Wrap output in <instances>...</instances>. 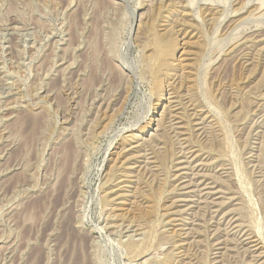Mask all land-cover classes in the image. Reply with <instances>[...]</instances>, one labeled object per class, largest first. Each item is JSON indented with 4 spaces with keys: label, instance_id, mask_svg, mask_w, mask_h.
<instances>
[{
    "label": "rangeland",
    "instance_id": "1",
    "mask_svg": "<svg viewBox=\"0 0 264 264\" xmlns=\"http://www.w3.org/2000/svg\"><path fill=\"white\" fill-rule=\"evenodd\" d=\"M263 8L0 0V264H264Z\"/></svg>",
    "mask_w": 264,
    "mask_h": 264
},
{
    "label": "bare ground",
    "instance_id": "2",
    "mask_svg": "<svg viewBox=\"0 0 264 264\" xmlns=\"http://www.w3.org/2000/svg\"><path fill=\"white\" fill-rule=\"evenodd\" d=\"M220 1V0H219ZM226 1V0H225ZM191 2V1H190ZM208 2V1H207ZM214 2V1H213ZM257 2H259V1H257ZM191 4V3H190ZM222 4V3H221ZM261 4H262V1H261ZM187 5V4H186ZM185 5V6H186ZM238 6V5H237ZM183 7V6H182ZM262 7H263V5H262ZM208 8V7H207ZM259 9H260V7H259ZM264 9V8H263ZM201 10V9H200ZM250 10V9H249ZM235 11V10H234ZM256 11V10H255ZM207 12V11H206ZM221 12V11H220ZM257 12V11H256ZM198 13V12H197ZM258 13V12H257ZM252 15V14H251ZM254 15V14H253ZM262 15V14H261ZM135 16H136V10H134L133 11V17L135 18ZM255 16V15H254ZM258 16H260V15H258ZM221 17V16H220ZM232 18V17H231ZM199 19V18H198ZM243 26V25H242ZM233 28V27H232ZM234 32V31H233ZM216 34V33H215ZM214 35V34H213ZM242 36V35H241ZM239 37V36H238ZM237 37V38H238ZM231 41V40H230ZM233 41V40H232ZM231 43V42H230ZM130 44V43H129ZM1 45V44H0ZM10 105V104H9ZM201 119V118H200ZM192 120V119H191ZM174 121V120H173ZM195 121V120H194ZM150 122V121H149ZM137 123V122H136ZM137 138V137H136ZM142 140V139H141ZM139 141V139H137L135 142H138ZM132 143V142H131ZM141 144V143H140ZM112 146V145H111ZM134 146V145H133ZM128 147V146H127ZM134 147H136V146H134ZM133 147V148H134ZM137 148V147H136ZM130 150V149H129ZM132 154V153H131ZM130 159V158H129ZM139 159V158H138ZM151 160V159H150ZM145 161V160H144ZM184 161V160H183ZM128 165V164H127ZM135 165V164H134ZM175 166V165H174ZM136 173V172H135ZM177 173V172H176ZM160 174V173H159ZM141 176V175H140ZM125 177V176H124ZM135 177V176H134ZM160 177V176H159ZM118 180V179H117ZM131 180V179H130ZM160 181V180H159ZM184 188H185V186H184ZM209 190V189H208ZM144 191V190H143ZM190 191V190H189ZM191 195V194H190ZM198 195V194H197ZM109 198V197H108ZM196 198V197H195ZM198 200V199H197ZM211 201V200H210ZM196 204V203H195ZM198 205V204H197ZM173 210V209H172ZM188 210V209H187ZM113 216V215H112ZM115 216V215H114ZM117 219V218H116ZM209 220V219H208ZM129 223V222H128ZM111 224H113V223H111ZM128 227V226H127ZM227 227V226H226ZM97 228V227H96ZM115 228V227H114ZM119 228V227H118ZM103 229V228H102ZM113 230V229H112ZM124 230V229H123ZM134 230V229H133ZM140 230V229H139ZM142 231H143V229H142ZM189 231V230H188ZM214 231V230H213ZM216 231V230H215ZM119 232V231H118ZM131 233V232H130ZM134 233V232H133ZM143 233V232H142ZM129 234V233H128ZM127 234V235H128ZM93 235V234H92ZM181 235V234H180ZM127 237V236H126ZM135 238V237H134ZM133 238V239H134ZM130 239V238H129ZM220 239V238H219ZM129 241V240H128ZM135 241H136V239H135ZM252 244V243H251ZM181 247V246H180ZM257 247V246H256ZM145 260V259H144ZM146 261V260H145ZM144 262V261H143ZM140 264V263H139Z\"/></svg>",
    "mask_w": 264,
    "mask_h": 264
}]
</instances>
